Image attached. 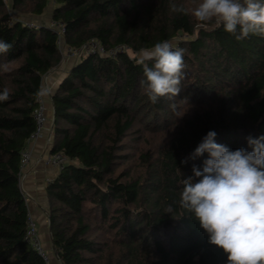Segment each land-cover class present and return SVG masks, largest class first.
Masks as SVG:
<instances>
[{"label":"trees","instance_id":"16d2710c","mask_svg":"<svg viewBox=\"0 0 264 264\" xmlns=\"http://www.w3.org/2000/svg\"><path fill=\"white\" fill-rule=\"evenodd\" d=\"M53 1L62 36L14 18L0 0V40L12 45L0 54V93H9L0 102V264H46L25 239L21 151L36 129L44 75L62 60L60 38L73 47L96 40L106 53L79 57L51 94L50 153L68 157L46 187L55 257L61 264H228L179 205L182 179L194 165L202 169L208 153L181 161L209 131L230 150L252 151L247 138L264 135V37L237 41L215 22L201 26L191 14L201 0ZM48 3L10 1L36 15ZM172 3L188 14L173 12ZM180 35L173 47L185 50L181 91L152 103L139 57L125 48L151 50Z\"/></svg>","mask_w":264,"mask_h":264},{"label":"clouds","instance_id":"9594fccd","mask_svg":"<svg viewBox=\"0 0 264 264\" xmlns=\"http://www.w3.org/2000/svg\"><path fill=\"white\" fill-rule=\"evenodd\" d=\"M173 12L188 14L182 5L170 4ZM201 26L215 22L237 41L250 36L264 37V0H201L191 13ZM12 45L0 40V54ZM183 48L165 40L151 50H141L138 63L143 67L140 81L152 103L169 99L181 91L184 79ZM40 95H47L41 89ZM9 93H0V102ZM216 132L209 131L188 158L208 153L203 167L195 165L192 176L182 179L181 208L192 212L209 235V243L227 254L228 264H264V135L248 137L252 151L230 150L216 142ZM169 205L166 213H172Z\"/></svg>","mask_w":264,"mask_h":264},{"label":"crops","instance_id":"0c3cea01","mask_svg":"<svg viewBox=\"0 0 264 264\" xmlns=\"http://www.w3.org/2000/svg\"><path fill=\"white\" fill-rule=\"evenodd\" d=\"M70 58V57H69ZM76 61L73 59H66L62 56L60 64L52 68L48 73L46 82H43L42 89H47L48 94L43 95L45 103H47L50 111L52 110L51 94L57 88L61 80L68 73L69 68ZM52 113V111H51ZM52 117V114L49 115ZM51 121V120H50ZM47 126H51L48 122ZM52 143V131L46 129L42 136L31 140L28 148L31 150V161L24 167L21 177V185L24 193L27 196V204L29 212L34 216L40 224L41 235L45 245L52 253V264H61L55 257L53 246L50 240L49 222H48V196H47V182L52 178L57 169L46 162L47 156L50 154Z\"/></svg>","mask_w":264,"mask_h":264},{"label":"built area","instance_id":"2783aa9c","mask_svg":"<svg viewBox=\"0 0 264 264\" xmlns=\"http://www.w3.org/2000/svg\"><path fill=\"white\" fill-rule=\"evenodd\" d=\"M34 25V24H33ZM50 26L54 27L59 33L60 36L61 33L63 34L65 31V26L62 22L60 21H55L51 20L49 23ZM62 38H60V43H61ZM94 41V40H92ZM89 41L85 44H83L81 47H73V46H67L65 49L64 47L62 48V55L71 57V56H76L80 57V53L85 52L87 53H106V50L103 46H101L96 40L95 42ZM112 52V51H110ZM38 106L34 112V117L36 119V129L34 132L31 134L30 140L37 139L38 137L42 136L44 131L46 129H51L52 131V124L51 126H47L48 122L52 121L53 117H50L48 115V107L44 101L43 95H38ZM51 118V121H50ZM31 150L27 147H25L21 151V165L22 168L24 167L31 161ZM68 157L61 151L53 152L50 153L47 158L46 162L53 166L54 168L57 169V171H60L64 165L67 163ZM24 176V175H22ZM38 221L37 219L32 216L29 213L28 221H27V230L25 233V239L30 242L32 247L37 250V252L41 255V257L44 259L46 264H51V252L44 246L43 241L41 239V236L39 234L38 230Z\"/></svg>","mask_w":264,"mask_h":264},{"label":"rangeland","instance_id":"374dc122","mask_svg":"<svg viewBox=\"0 0 264 264\" xmlns=\"http://www.w3.org/2000/svg\"><path fill=\"white\" fill-rule=\"evenodd\" d=\"M10 1L11 0H7V3H8L7 5H8V9H9L11 15L14 18H18V19L23 20L24 22L31 23V24H36V25H41V24H46V25L48 24L49 25V23L52 20V10H53V5H54V1L53 0H49L48 6L46 7L45 12L43 14H41V15H36V14L30 13L29 11H23V12L15 11V10L12 9L11 4H10ZM193 2L194 1H192L190 3V4H192V6H193ZM196 6L197 5H195V7ZM183 37H186V35H183V36L180 35L178 37H175V38H173L169 42L173 45L175 43V41H178V40H180ZM92 42H95V40L92 41ZM60 44H61V47H64L65 49L67 48V45L64 43V40L63 39L61 40V43ZM125 51H127L131 56H137V57H139V55L141 54V52L133 53L130 49H127V48H125ZM84 54H86V53L85 52L80 53V57L82 55H84ZM63 57L66 58V59L67 58L68 59H73L75 61H77V59L79 58V57H76V56H71L69 58L68 56L65 57V55H63ZM47 78H48V75L46 73L44 75L43 82L44 81L46 82ZM46 105H47V103H46ZM47 107H48V105H47ZM50 114H51V111H48V115H50ZM50 120H51V118H50ZM38 230H39V234H40L41 239H42L43 235H41L40 224H38ZM48 250L50 251V249H48Z\"/></svg>","mask_w":264,"mask_h":264},{"label":"water","instance_id":"95a60500","mask_svg":"<svg viewBox=\"0 0 264 264\" xmlns=\"http://www.w3.org/2000/svg\"><path fill=\"white\" fill-rule=\"evenodd\" d=\"M53 120H54V119L52 118V122H53ZM52 246H53V245H52ZM53 250H54V252H56V251H55V247H54V246H53Z\"/></svg>","mask_w":264,"mask_h":264}]
</instances>
